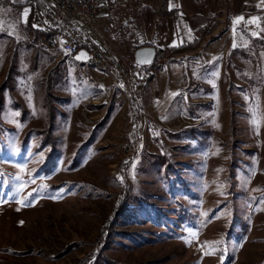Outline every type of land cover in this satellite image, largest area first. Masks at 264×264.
I'll return each instance as SVG.
<instances>
[{"label": "rangeland", "instance_id": "rangeland-1", "mask_svg": "<svg viewBox=\"0 0 264 264\" xmlns=\"http://www.w3.org/2000/svg\"><path fill=\"white\" fill-rule=\"evenodd\" d=\"M27 6L0 0V264H264L263 27L159 127Z\"/></svg>", "mask_w": 264, "mask_h": 264}, {"label": "crops", "instance_id": "crops-1", "mask_svg": "<svg viewBox=\"0 0 264 264\" xmlns=\"http://www.w3.org/2000/svg\"><path fill=\"white\" fill-rule=\"evenodd\" d=\"M113 13L109 39L93 25H83L97 45L113 55L117 53L112 43L119 42L130 46L125 54L144 45L171 54V60L156 69L143 100L146 118L159 127L176 117V105L200 98L196 86L209 88L204 77L217 63H225L236 29L251 30L258 24L264 30V6L258 0H116Z\"/></svg>", "mask_w": 264, "mask_h": 264}, {"label": "built area", "instance_id": "built-area-1", "mask_svg": "<svg viewBox=\"0 0 264 264\" xmlns=\"http://www.w3.org/2000/svg\"><path fill=\"white\" fill-rule=\"evenodd\" d=\"M31 9V23L40 32L47 49L73 59L80 49L89 53L88 65L99 68L111 77L112 86L123 92V96L138 111H144L143 99L154 69L150 65H141L134 54L116 55L101 48L84 30L89 23L104 38L109 39L113 32L116 16L113 11L116 0H24ZM264 6V0H258ZM132 24V19H129ZM244 29V27H243ZM159 66L171 60L166 49L158 50Z\"/></svg>", "mask_w": 264, "mask_h": 264}, {"label": "water", "instance_id": "water-1", "mask_svg": "<svg viewBox=\"0 0 264 264\" xmlns=\"http://www.w3.org/2000/svg\"><path fill=\"white\" fill-rule=\"evenodd\" d=\"M136 61L141 65L153 64L157 58V48L153 45H144L137 48L134 52ZM73 59L80 63L89 61V53L87 49H80L74 55Z\"/></svg>", "mask_w": 264, "mask_h": 264}, {"label": "trees", "instance_id": "trees-1", "mask_svg": "<svg viewBox=\"0 0 264 264\" xmlns=\"http://www.w3.org/2000/svg\"><path fill=\"white\" fill-rule=\"evenodd\" d=\"M226 30V27L221 30V32H224ZM154 69H157L159 67V57L156 58L155 62L151 65Z\"/></svg>", "mask_w": 264, "mask_h": 264}]
</instances>
